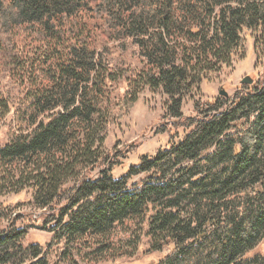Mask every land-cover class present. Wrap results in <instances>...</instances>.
Returning a JSON list of instances; mask_svg holds the SVG:
<instances>
[{
	"label": "trees",
	"instance_id": "trees-1",
	"mask_svg": "<svg viewBox=\"0 0 264 264\" xmlns=\"http://www.w3.org/2000/svg\"><path fill=\"white\" fill-rule=\"evenodd\" d=\"M248 38L264 67V0H0V198L30 192L68 264L113 253L127 222L153 264H264V69L183 111ZM147 87L183 133L116 177L108 129ZM26 235L0 227V264H50Z\"/></svg>",
	"mask_w": 264,
	"mask_h": 264
},
{
	"label": "rangeland",
	"instance_id": "rangeland-1",
	"mask_svg": "<svg viewBox=\"0 0 264 264\" xmlns=\"http://www.w3.org/2000/svg\"><path fill=\"white\" fill-rule=\"evenodd\" d=\"M263 69L261 64L256 63L253 41L248 38L243 59L235 62L233 67L225 69L213 80L203 82L200 96L193 99L192 94L185 98L184 115L194 114L196 102L214 101L217 97L232 98L236 93L246 89L245 86L248 84L241 83L245 76H250L254 81L259 78ZM222 89L227 91V95L220 94ZM167 98L164 93L155 92L147 87L125 115L109 127L103 149L111 156L116 177L124 175L131 165L139 164L142 156H155L160 149L166 147L172 135L183 133L181 124L185 123V120L178 122V126L169 123L168 117H164V104ZM7 139L8 135L4 130L0 136V145ZM0 210H3V214L5 212L9 214L0 219V227L14 225L27 229L24 241L26 246L39 243L44 246L50 264H68L58 260L57 247L51 248L53 234L44 228L47 218L43 213L46 211L32 204L30 192L2 196ZM53 224L47 223L46 228ZM114 238L116 249L113 253L100 255L91 262L82 260L75 264H153L163 255L161 251L152 250L145 229L131 222L119 227Z\"/></svg>",
	"mask_w": 264,
	"mask_h": 264
},
{
	"label": "water",
	"instance_id": "water-1",
	"mask_svg": "<svg viewBox=\"0 0 264 264\" xmlns=\"http://www.w3.org/2000/svg\"><path fill=\"white\" fill-rule=\"evenodd\" d=\"M241 83L242 84H251V83H253V79L250 77V76H245L242 80H241ZM220 94L221 95H227V91H225V90H221L220 91Z\"/></svg>",
	"mask_w": 264,
	"mask_h": 264
}]
</instances>
